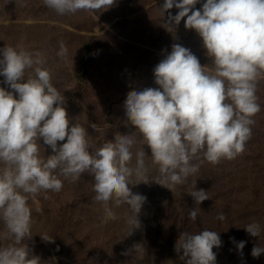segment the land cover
<instances>
[{
    "label": "clouds",
    "instance_id": "9594fccd",
    "mask_svg": "<svg viewBox=\"0 0 264 264\" xmlns=\"http://www.w3.org/2000/svg\"><path fill=\"white\" fill-rule=\"evenodd\" d=\"M198 2L163 0L161 7L164 13L173 6L179 9L168 12V24L175 27L183 19L186 28L194 29L211 67L180 43L165 51L153 68L158 86L131 90L123 104V120L143 145L135 153V134H117L111 143L89 151L87 119L81 122L80 115L72 122L65 97L45 67V54L12 45L0 48V76L7 85L0 84V223L12 237L9 244H0V264H40L41 258L24 243L32 237L33 212L43 211L36 197L60 191L66 179L90 175L92 201L100 206L103 220L117 219L115 206L127 205L126 222L132 232L141 226L139 213L147 197L130 185L146 182V155L159 166L162 179L156 181L173 190L205 161L216 164L244 150L253 117L261 108L256 92L264 77V0H202L201 8H196ZM43 3L64 15L107 9L115 0ZM57 55L66 59L67 46L61 43ZM91 127L98 130L96 123ZM41 143L50 146V154L41 153ZM144 145L150 147V155ZM188 193L196 204L210 198L203 188ZM197 215V208L190 210L191 220ZM217 219L223 220L224 213ZM244 227L256 237L264 231L259 221ZM38 234L44 241L55 239L47 231ZM234 242L238 250L246 243ZM221 244L219 232L204 228L181 232L175 251L185 264H216L213 248ZM261 253L264 246L258 243L251 254Z\"/></svg>",
    "mask_w": 264,
    "mask_h": 264
},
{
    "label": "rangeland",
    "instance_id": "374dc122",
    "mask_svg": "<svg viewBox=\"0 0 264 264\" xmlns=\"http://www.w3.org/2000/svg\"><path fill=\"white\" fill-rule=\"evenodd\" d=\"M162 3L115 0L107 9L61 15L43 0H0V48L12 45L45 54V67L65 97L72 122L80 115L81 122L87 119L89 151L111 143L117 134H135V153L143 145L139 134L123 120V104L131 90L158 86L153 68L165 51L180 43L202 65L211 67L202 38L186 28L183 19L175 27L168 24V12L175 14L179 9L173 6L164 13ZM201 6L202 0L195 5ZM61 43L68 48L66 59L57 55ZM256 94L261 108L253 117L244 150L235 158L216 164L205 161L195 175L172 190L156 181L162 179L159 166L146 155V182L130 185L133 192L147 197L139 213L141 226L132 232L126 222L127 205L115 206L117 219L103 220L100 206L92 201L93 181L87 173L78 180H64L62 189L49 190L47 198L43 192L38 194L36 202L43 211L33 212L32 237L24 240L31 254L41 258L40 264H185L175 251L179 235L208 228L219 232L222 240L213 248L216 264H264V253L251 254L258 243L264 246V231L256 237L244 227L252 221L264 225V77L257 82ZM144 148L150 155V147ZM51 151L41 143L43 155ZM196 188H203L210 198L196 204L188 193ZM193 208L198 209L196 220L189 217ZM220 212L223 220L217 219ZM44 231L54 241L42 240L38 233ZM11 240L0 223V244ZM240 240L246 241L242 250L234 242Z\"/></svg>",
    "mask_w": 264,
    "mask_h": 264
},
{
    "label": "trees",
    "instance_id": "16d2710c",
    "mask_svg": "<svg viewBox=\"0 0 264 264\" xmlns=\"http://www.w3.org/2000/svg\"><path fill=\"white\" fill-rule=\"evenodd\" d=\"M165 226H166V224H165ZM172 227H173V225L170 227L169 230H172ZM165 246H166V244H165V242H164V243H163V247L165 248Z\"/></svg>",
    "mask_w": 264,
    "mask_h": 264
}]
</instances>
